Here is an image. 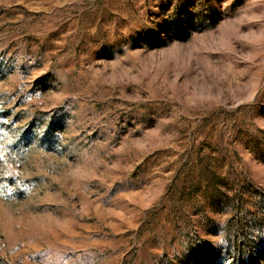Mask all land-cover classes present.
<instances>
[{"label": "rangeland", "instance_id": "obj_1", "mask_svg": "<svg viewBox=\"0 0 264 264\" xmlns=\"http://www.w3.org/2000/svg\"><path fill=\"white\" fill-rule=\"evenodd\" d=\"M0 264H264V0H0Z\"/></svg>", "mask_w": 264, "mask_h": 264}]
</instances>
